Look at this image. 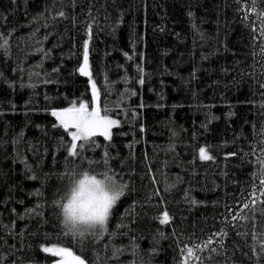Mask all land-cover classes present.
<instances>
[{"label": "trees", "instance_id": "16d2710c", "mask_svg": "<svg viewBox=\"0 0 264 264\" xmlns=\"http://www.w3.org/2000/svg\"><path fill=\"white\" fill-rule=\"evenodd\" d=\"M262 33L264 0H0V264H53L47 244L85 264H264ZM87 42L120 124L69 157L51 110L91 104ZM74 166L127 185L98 238L59 223Z\"/></svg>", "mask_w": 264, "mask_h": 264}, {"label": "clouds", "instance_id": "9594fccd", "mask_svg": "<svg viewBox=\"0 0 264 264\" xmlns=\"http://www.w3.org/2000/svg\"><path fill=\"white\" fill-rule=\"evenodd\" d=\"M127 185L109 170L70 167L53 202L63 230L74 238L100 237L108 227L112 209L126 195Z\"/></svg>", "mask_w": 264, "mask_h": 264}, {"label": "snow or ice", "instance_id": "6c2138e0", "mask_svg": "<svg viewBox=\"0 0 264 264\" xmlns=\"http://www.w3.org/2000/svg\"><path fill=\"white\" fill-rule=\"evenodd\" d=\"M60 15L64 14L60 13ZM262 35H264V33H262ZM6 43L5 41V44ZM83 61V65L79 68V72L84 76H90L87 44L84 45ZM141 83H143V81H141ZM92 93L93 103L91 110H89L87 102H81L79 106H77L75 102H70V107L62 110H53L51 113L52 116L57 117L59 126L64 129L65 134L71 137V142L67 146V156L69 157L78 155L77 141H82L79 145L81 149H83L86 144L89 145V147L98 146L95 140L96 137H103L105 140L111 141L112 128L120 124V120L110 117L108 114L110 110L107 108V105H105L102 114L99 92L97 91L94 81L92 83ZM104 155L107 156V152H105ZM232 155H235V153ZM200 158L203 160L213 159L204 148L200 149ZM106 162L107 161H105V163ZM33 179H35V177H33ZM261 185H264V180H261ZM245 207H247V205H245ZM169 220V214L165 211L162 218H160V223L168 224ZM106 231L107 229L105 232ZM43 251L51 252L53 255L59 256V264H85V261L81 259V257L76 256L71 249L68 248H44ZM187 251L189 254L192 253L191 248L187 249Z\"/></svg>", "mask_w": 264, "mask_h": 264}, {"label": "rangeland", "instance_id": "374dc122", "mask_svg": "<svg viewBox=\"0 0 264 264\" xmlns=\"http://www.w3.org/2000/svg\"><path fill=\"white\" fill-rule=\"evenodd\" d=\"M87 50H88V42H87ZM83 62L84 61H82V63H81V66L83 65ZM88 63H89V58H88ZM80 66V67H81ZM89 71H90V65H89ZM89 78H90V84H91V92H92V83H93V81L95 82V80H94V78L92 77V75H90L89 76ZM95 84H96V82H95ZM96 87H97V85H96ZM97 91H98V87H97ZM99 92V91H98ZM83 102H86V101H83ZM92 103H93V93H92V102H91V104L89 105L88 104V106H89V110H91V108H92ZM79 104L80 103H77L76 105L77 106H79ZM70 107V106H69ZM65 108H68V107H64V108H54V109H52L51 111H53V110H62V109H65ZM103 114V113H102ZM112 119H117V118H115V117H113V116H110ZM78 142V141H77ZM44 248H49V249H55V248H68V247H65V246H62V245H58V244H47V245H45L44 246ZM68 249H70V248H68ZM72 251V250H71ZM73 252V251H72ZM74 253V252H73ZM75 254V253H74ZM59 261H60V257L59 256H57V258L55 259V261L53 262V264H59ZM28 264H33V263H28Z\"/></svg>", "mask_w": 264, "mask_h": 264}]
</instances>
